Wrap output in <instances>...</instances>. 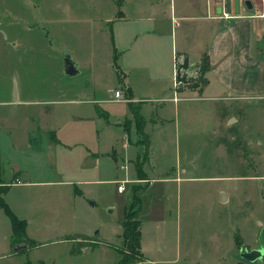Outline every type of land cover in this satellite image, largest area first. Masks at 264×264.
<instances>
[{"label": "crops", "instance_id": "crops-1", "mask_svg": "<svg viewBox=\"0 0 264 264\" xmlns=\"http://www.w3.org/2000/svg\"><path fill=\"white\" fill-rule=\"evenodd\" d=\"M108 4L113 12L99 18L105 29L99 25L95 33L104 43L102 62L98 63L97 49L80 39L82 44L77 49L63 52L72 60L76 74L57 81L58 95L52 99L16 101V105L28 111L19 118L6 119L5 124L0 121V185L4 186L0 195L11 213L24 221L25 237L34 243L12 246L9 222L10 230L2 236L8 243L9 255L27 253L43 245L30 233L36 214L60 215L68 205L66 199L74 202L76 196H81L78 184L87 181L75 183L61 178V172L72 171L67 158L69 164L74 163L71 155L80 149V162L73 174L76 178L84 173L98 175L113 165L118 168L119 162L125 163L119 168H126L131 174L132 180L119 179L132 184L133 194L129 204L123 206L121 216L136 196L138 203L134 209H138L142 258L125 264H264V248L257 234L248 241L236 227L229 232L227 249L222 247L217 234L211 236L207 246L198 249L196 235L192 233L188 187L197 180L216 182L215 202H225L228 194L221 199V179L235 176L222 177L216 171L203 175L191 166L188 154L184 164L166 168L163 173H155L151 161L156 135L163 143L165 131L180 124L179 113L188 125L189 108L216 109L220 102L239 105L240 109L254 101L264 104V20L259 17L264 12V0H108ZM184 60L188 75L205 60L200 86L189 88L186 79L174 87L176 66ZM100 71L107 76L106 82ZM80 81L83 86H75ZM103 85L110 87L104 90ZM117 89L122 91L124 101L114 99ZM132 108L141 117L142 133L136 131ZM243 121L242 114L229 113L224 124L237 128ZM94 126L119 133L107 151L87 147L85 141ZM201 136L196 135L198 141ZM2 141L4 150L23 155V165L11 163L9 167L2 161ZM145 144L148 148L144 158ZM47 157H51L48 164L52 163L53 168L47 166ZM13 187L18 190L11 193ZM49 194L51 199L47 198ZM120 221L117 239L122 232ZM173 228L175 244L167 239V230L172 232ZM76 235L88 238L77 254L96 246L116 248L82 230L61 234L50 242ZM91 242L96 244L92 246ZM258 248L263 251L259 261L252 263L240 258L243 250ZM116 255L118 264L120 255Z\"/></svg>", "mask_w": 264, "mask_h": 264}, {"label": "rangeland", "instance_id": "rangeland-1", "mask_svg": "<svg viewBox=\"0 0 264 264\" xmlns=\"http://www.w3.org/2000/svg\"><path fill=\"white\" fill-rule=\"evenodd\" d=\"M112 12L108 0H0V121L5 124L6 119L19 118L28 111L16 105V101L24 98L52 99L58 95L57 81H65L69 77L63 72L64 51L75 50L83 42L97 49L95 55L100 64L104 43L95 33L99 25L103 26L99 18ZM202 71L200 65L187 76V83L191 85L189 88L200 86ZM100 72V77L106 82L107 76L102 75L104 71ZM78 85L82 87L83 81L75 84ZM109 87L103 85L104 90ZM240 108L227 102H220L216 109L211 106L189 108L188 125L179 113L180 124L175 128L169 127V132L165 131L166 140L163 143L156 135L152 144L151 161L155 173L184 164L185 154H188L191 166L197 167L203 175L216 171L222 177L235 176L221 179L222 195L228 194L225 202H215L216 182L197 180L188 187L193 211L189 222L192 233L196 235L198 249L207 246L214 234L220 237L218 241L227 249L229 232L236 227L248 241L257 234L264 248V228L260 227L264 224V104L254 101ZM229 113L243 115L244 121L236 125L239 127L234 124L225 126V117ZM94 127L85 141L87 147L93 151H107L109 143L119 133L113 129L111 132L100 126ZM198 133L202 135L201 141L196 138ZM4 147L2 141L3 162L9 167L11 163L23 165L21 153L7 152ZM79 152L80 149L72 153V164L66 156L72 171L61 172V178L75 183L77 180L87 182L78 184L81 196H76L74 202L71 198L66 199L68 205L60 215L36 214L37 219L30 233L43 245L27 253L9 255L8 243L2 239L3 234L10 230L9 220L0 209V264L117 263V252L111 247L112 251L97 249L96 246L87 252L71 254L75 242H86L78 238L50 242L61 234L82 230L98 241L102 238L124 250V242L121 238L117 239L116 232L119 231L118 221L122 217L123 206L132 199V184H123V191L119 193L116 188L119 179L125 177L132 180L131 174L126 168L120 169L125 163L119 162L118 168L113 165L98 175L84 173L76 178L73 174L80 162ZM48 159L51 157L46 159L47 166L53 168ZM1 170H4L3 167ZM2 189L4 186L0 185V191ZM17 190L13 187L11 193ZM47 198L51 199L50 194ZM167 231L169 243L175 244V228L172 232ZM13 249L11 247L10 251ZM256 261L259 260L253 262Z\"/></svg>", "mask_w": 264, "mask_h": 264}, {"label": "trees", "instance_id": "trees-1", "mask_svg": "<svg viewBox=\"0 0 264 264\" xmlns=\"http://www.w3.org/2000/svg\"><path fill=\"white\" fill-rule=\"evenodd\" d=\"M206 62L205 60L203 63H201V69H203L202 72L206 69ZM132 116L135 119V122L137 123L136 131L139 133L141 132V127L143 125V122L141 121V117L138 114L137 109L133 110L132 108ZM146 151L144 158L147 155V144H145ZM4 189L0 191V193L3 192ZM138 200L136 196L133 199V202L131 205L124 211L122 220L120 221V225L122 226V232L120 234V238L124 242V250L115 248V251L118 255H120V259L118 261V264H125V263H132L136 262V260H140L142 258V255L140 254L139 247H140V232H139V220H138V209H134V207L137 205ZM0 208L2 209L3 213L6 214V216L9 219L10 222V228H12V236L10 243L12 246L16 243L20 242H27L31 245H34L32 241H28L25 237L24 231H25V223L22 220H19L14 213H11L9 210L7 204L4 202L3 198L0 195ZM75 238L81 239V240H88V238H85L83 236L76 235L74 237L68 238L70 240H74ZM235 243L238 245L239 240L238 237H235ZM96 243L91 242L90 245L94 246ZM81 244L78 242L75 247L72 249V253L79 252L81 249Z\"/></svg>", "mask_w": 264, "mask_h": 264}, {"label": "water", "instance_id": "water-1", "mask_svg": "<svg viewBox=\"0 0 264 264\" xmlns=\"http://www.w3.org/2000/svg\"><path fill=\"white\" fill-rule=\"evenodd\" d=\"M64 58V63H63V71L64 74L68 75V76H73L75 75V68H74V64L72 62V60L67 57L66 55L63 57ZM187 68V61L184 60L180 65H178L177 67V80L178 81H182L184 82L185 79V75L184 74H180L181 70H186ZM221 199H224V195H221ZM263 255V251H261L260 248L258 249H253V250H243V252L240 253V258L243 260H246L248 262H253L255 260H259V258H261Z\"/></svg>", "mask_w": 264, "mask_h": 264}, {"label": "built area", "instance_id": "built-area-1", "mask_svg": "<svg viewBox=\"0 0 264 264\" xmlns=\"http://www.w3.org/2000/svg\"><path fill=\"white\" fill-rule=\"evenodd\" d=\"M259 17L260 18H262L263 20H264V12H262L260 15H259ZM181 63H179L178 65H180ZM178 65L176 66V72H175V78H174V83H173V85H174V87L175 86H177V84L180 82V81H178L177 80V78H176V76H177V67H178ZM180 74L182 75V74H184L185 75V79H187V76H189L188 75V73H187V70H181V72H180ZM114 99L115 100H123L124 101V97H123V94H122V91L121 90H119V89H117L115 92H114ZM124 166H121V168H123ZM126 180H120L119 181V183H118V186H117V192H119V191H121L122 189H123V184H124V182H125ZM14 182H16V183H20V182H18L17 180H15Z\"/></svg>", "mask_w": 264, "mask_h": 264}]
</instances>
